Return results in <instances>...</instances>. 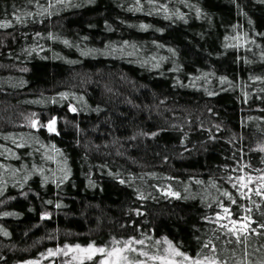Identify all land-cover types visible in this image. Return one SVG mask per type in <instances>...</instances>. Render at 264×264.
<instances>
[{
  "label": "trees",
  "instance_id": "16d2710c",
  "mask_svg": "<svg viewBox=\"0 0 264 264\" xmlns=\"http://www.w3.org/2000/svg\"><path fill=\"white\" fill-rule=\"evenodd\" d=\"M0 21V264L144 236L264 262V234L209 222H264L236 179L264 175V0H0Z\"/></svg>",
  "mask_w": 264,
  "mask_h": 264
},
{
  "label": "snow or ice",
  "instance_id": "6c2138e0",
  "mask_svg": "<svg viewBox=\"0 0 264 264\" xmlns=\"http://www.w3.org/2000/svg\"><path fill=\"white\" fill-rule=\"evenodd\" d=\"M63 2L64 0H56V3ZM155 2L156 0H148V3L150 4H154ZM139 3L140 0H137V4ZM49 7H52V5L50 4ZM160 7L163 8L165 11H168L165 5L161 4ZM27 15H32V13H27ZM15 19L21 23L23 22L20 16H15ZM7 26H10L9 21H0V27ZM140 27L144 28L146 26L141 25ZM64 43L67 45L69 44V41L65 40ZM83 54L86 53H82V55ZM257 79L260 78L257 77ZM209 94L211 95L212 93ZM60 95L62 97L67 96L66 93H61ZM69 108L70 111H76V109L71 105L69 106ZM33 116H35V113H33ZM55 122V117L49 120L47 125H43L38 120L34 119L31 121V126L33 128H36L38 125L42 127H47L48 131L51 133L56 132ZM151 135L154 136L156 135V133H152ZM258 148L259 151L264 152V145H259ZM246 167H250V165H246ZM246 176L247 179H245ZM66 178L67 176H65V179ZM229 179L231 180L232 178L230 177ZM236 179L241 181L238 188L237 185L233 183V187L237 188L239 195L242 198H247L250 200V202L255 203L257 211H259L260 214L264 216V206H262V203L251 201L250 196H248V193H252L254 191L255 195L261 197V201L264 202V175L259 178L260 183L256 184L255 188L250 187V185L253 184V180L252 177L249 176L247 173L243 176L237 177ZM120 182L124 183L125 181L121 180ZM244 189H247V192H245ZM169 194L173 196H179V193L171 191ZM223 195L227 197L232 204L237 203V201L233 199L231 193L225 191L223 192ZM140 198H144L143 194H140ZM48 203H51V201H48ZM59 206L60 205L58 204L57 207ZM219 207L223 210V214L219 212L216 213L215 221L209 220L208 217H205V219L209 220V222L218 224V230L221 231L222 235L225 234L224 230H226L227 233H230L232 236L235 237L237 244H245V249L247 248V239L249 233L257 235L264 234L257 232V229L251 226L253 223H256L259 228L264 229V222L254 221L250 214L242 217L240 220H237L233 217L232 212L230 211V208L228 206L223 203H220ZM246 211L251 213V209H246ZM3 215L7 216L10 215V213L6 212ZM47 215L48 213H44L42 218ZM222 220H227L228 222L221 223ZM229 225H231V227ZM4 235L7 236L8 233L5 232ZM219 238V236L216 237V239ZM162 239L166 247H161V240H155L154 244L146 243V241L150 242L153 240V238L150 236H144L143 239L129 237L127 240L124 241L113 239L111 242V246H98L95 244V242H91L87 244V246H82L80 244H64L63 248L57 247L55 250L48 249V255L55 256L58 253L63 252V254L67 256L69 252H76L78 253V255H73L72 260L78 261V264H85L86 261L91 262V264H149V262H151V264H228L227 258H221V256L217 254L216 245L212 242V240L204 242L201 246V251H198L196 253V256L193 257L190 256L186 251L181 250L180 247L176 246L167 237H164ZM196 239L199 242L200 238L197 237ZM228 243H231V241L229 240ZM136 245H139L140 247H136ZM210 245L211 247H209ZM203 249H209V252L204 253ZM41 255L44 256L43 253ZM244 255H248L246 250ZM142 257L144 259H142ZM27 264H40V261H29L27 262ZM65 264H70V262L66 261ZM261 264H264V262H261Z\"/></svg>",
  "mask_w": 264,
  "mask_h": 264
},
{
  "label": "rangeland",
  "instance_id": "374dc122",
  "mask_svg": "<svg viewBox=\"0 0 264 264\" xmlns=\"http://www.w3.org/2000/svg\"><path fill=\"white\" fill-rule=\"evenodd\" d=\"M65 251H67V250H65ZM73 255H78V253H76V252H69V254L67 255V257L68 258H70L71 260H72V256ZM74 261V260H73Z\"/></svg>",
  "mask_w": 264,
  "mask_h": 264
}]
</instances>
